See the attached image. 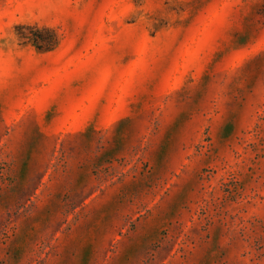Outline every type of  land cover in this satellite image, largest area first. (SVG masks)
<instances>
[{"label":"rangeland","instance_id":"rangeland-1","mask_svg":"<svg viewBox=\"0 0 264 264\" xmlns=\"http://www.w3.org/2000/svg\"><path fill=\"white\" fill-rule=\"evenodd\" d=\"M0 264H264V0H0Z\"/></svg>","mask_w":264,"mask_h":264},{"label":"trees","instance_id":"trees-1","mask_svg":"<svg viewBox=\"0 0 264 264\" xmlns=\"http://www.w3.org/2000/svg\"><path fill=\"white\" fill-rule=\"evenodd\" d=\"M17 34L25 42L32 43L37 49L48 51L58 43V35L54 29L37 25H19ZM46 34H50L47 36Z\"/></svg>","mask_w":264,"mask_h":264}]
</instances>
